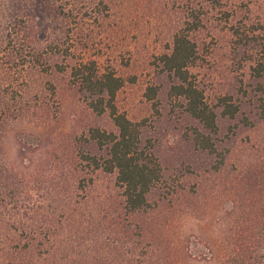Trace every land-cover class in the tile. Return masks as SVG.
Here are the masks:
<instances>
[{"label":"rangeland","instance_id":"374dc122","mask_svg":"<svg viewBox=\"0 0 264 264\" xmlns=\"http://www.w3.org/2000/svg\"><path fill=\"white\" fill-rule=\"evenodd\" d=\"M41 1L38 7L49 9L43 10L48 29L24 33L20 45L48 66L16 58L11 46L0 55V102L8 116L0 148L10 167L48 181L80 148L105 153L84 142L88 131L117 128L109 114L92 112L71 77L77 63L96 62L101 72L125 80L117 108L140 125L143 146L162 169L149 213L133 223L155 229L147 238L155 252L177 264H264V94L252 70L264 58V0ZM178 34L196 46L190 73L217 114L212 137L222 164L220 156L194 147L195 129L202 127L186 101L172 95L178 80L163 70L160 57L172 51ZM223 98L239 106L235 118L222 115ZM89 176L95 198L105 201L113 177Z\"/></svg>","mask_w":264,"mask_h":264},{"label":"trees","instance_id":"16d2710c","mask_svg":"<svg viewBox=\"0 0 264 264\" xmlns=\"http://www.w3.org/2000/svg\"><path fill=\"white\" fill-rule=\"evenodd\" d=\"M41 2L0 0V55L11 46L8 52L16 58H29L26 62L38 68L48 66V61L40 64L35 52L20 45L27 39L24 33L27 37L34 29H48L43 10L48 13L49 9L38 7ZM22 12L28 21L22 19ZM195 57V44L188 35L178 34L172 51L160 60L163 70L178 80L172 95L186 101L187 112L202 127L195 129L194 147L220 156L222 164L223 154L212 137L218 133L217 114L190 73ZM252 70L262 80L259 88L264 94V58ZM71 77L72 86L87 96L92 112L109 114L117 132L90 128L84 142L105 153L97 157L80 148L48 181L42 174L26 175L20 167H10L0 148V264H177L175 257L155 252L153 243L147 242L152 228L133 224L137 215L149 213L150 195L161 180L162 169L155 155L144 148L140 125L117 108V94L125 80L113 71L101 72L93 61L77 63ZM155 95L154 91L147 97L153 100ZM5 106L0 102V125L8 118ZM220 107L228 118L240 111L230 98L221 99ZM22 166L31 168L23 162ZM96 173L113 177L105 201L94 196L91 175ZM43 182L49 189H43ZM58 188L67 191L59 193ZM237 248L242 255L244 246Z\"/></svg>","mask_w":264,"mask_h":264}]
</instances>
